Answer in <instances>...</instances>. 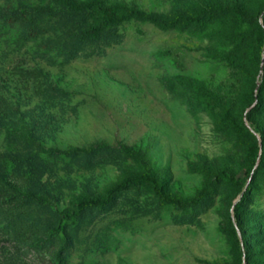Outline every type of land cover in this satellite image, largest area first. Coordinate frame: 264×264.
<instances>
[{
    "label": "rangeland",
    "instance_id": "1",
    "mask_svg": "<svg viewBox=\"0 0 264 264\" xmlns=\"http://www.w3.org/2000/svg\"><path fill=\"white\" fill-rule=\"evenodd\" d=\"M93 1L0 0V264H264V0Z\"/></svg>",
    "mask_w": 264,
    "mask_h": 264
},
{
    "label": "trees",
    "instance_id": "2",
    "mask_svg": "<svg viewBox=\"0 0 264 264\" xmlns=\"http://www.w3.org/2000/svg\"><path fill=\"white\" fill-rule=\"evenodd\" d=\"M59 1L69 10H83L84 11V10H88V9H95V10L102 12V13H109L115 9L113 6H105L101 2H98V1H93V2H90L88 4H75L74 0H59ZM126 11L129 13V17H131V18L144 19V20L149 19L148 16L140 14L139 12L129 11V10H126ZM46 15H54V14H46ZM204 18H205V15H201V16L190 17V18H187L186 20L191 22V23H201L204 21ZM122 20H123V18H115V17L110 16L109 18H107V20L103 23L102 26H100L98 28L89 29L85 33V37L98 38L102 27L106 23L120 24L122 22ZM263 88H264V84H263L262 88H260V89L263 90ZM258 98H259L258 96H254V100H258ZM259 108H260V106L256 105L255 107L252 108L250 113L252 114V113L256 112V110H258ZM243 126H245V124H243ZM262 143H263L262 148L264 150V136L262 137ZM107 148H109V145H107V144H97V145L92 147L93 150H106ZM253 179H254V177H253ZM144 182L151 183L154 193L158 196V198L162 202L169 203V204L178 206L180 208L196 207L212 191V187L207 186L202 191H200L194 198H189V199L177 198L174 195L166 193L161 188L157 178L153 174H144V175H141L137 178L129 179V180L123 182L119 186V189H127L131 186L140 185ZM240 184L244 185L245 181L241 182ZM114 194H115V190L109 192L104 197H97V198H93V199L83 200L82 202H80L79 211H77V212H65L62 214V218L63 219H71L74 217H79L80 211L83 209H86V208L87 209H100V208L107 207L115 201V195ZM247 195H248V190L245 192L244 197H246ZM61 232H62V226H59L56 229H52L49 232L48 239L52 238L55 234L61 233ZM36 245L39 247L40 246L42 247L43 241L37 242Z\"/></svg>",
    "mask_w": 264,
    "mask_h": 264
},
{
    "label": "water",
    "instance_id": "3",
    "mask_svg": "<svg viewBox=\"0 0 264 264\" xmlns=\"http://www.w3.org/2000/svg\"><path fill=\"white\" fill-rule=\"evenodd\" d=\"M257 105V102H256V104L253 106V107H255ZM252 107V108H253ZM253 179V175L251 176V178H250V181Z\"/></svg>",
    "mask_w": 264,
    "mask_h": 264
}]
</instances>
